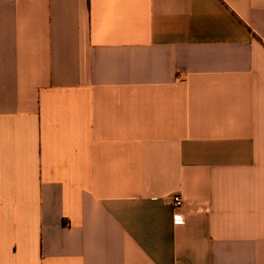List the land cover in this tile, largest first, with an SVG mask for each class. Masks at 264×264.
<instances>
[{
	"label": "crops",
	"instance_id": "1",
	"mask_svg": "<svg viewBox=\"0 0 264 264\" xmlns=\"http://www.w3.org/2000/svg\"><path fill=\"white\" fill-rule=\"evenodd\" d=\"M0 264H264V0H0Z\"/></svg>",
	"mask_w": 264,
	"mask_h": 264
},
{
	"label": "built area",
	"instance_id": "2",
	"mask_svg": "<svg viewBox=\"0 0 264 264\" xmlns=\"http://www.w3.org/2000/svg\"><path fill=\"white\" fill-rule=\"evenodd\" d=\"M172 205H173L172 221L174 224H181L183 222V216L179 212V209L182 206L181 198L179 196L172 197Z\"/></svg>",
	"mask_w": 264,
	"mask_h": 264
}]
</instances>
